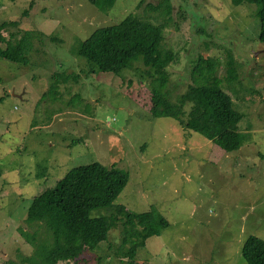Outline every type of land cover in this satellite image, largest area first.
<instances>
[{"label":"rangeland","instance_id":"1","mask_svg":"<svg viewBox=\"0 0 264 264\" xmlns=\"http://www.w3.org/2000/svg\"><path fill=\"white\" fill-rule=\"evenodd\" d=\"M158 1L115 0L103 12L88 0H0V23H19L9 31L38 32L28 62L0 58V264H30L23 260L33 252L28 236L36 224L26 226L24 218L32 199L72 167L94 161L129 178L114 205L153 210L169 221L133 264H248L245 240H264V45L254 4L171 0L173 23L165 30L177 56L169 66L173 98L191 82L198 54L219 57L221 77L227 50L239 63V81L221 83L244 114L240 130L251 134L237 150L172 117L153 116L150 88L136 70L88 74L84 58L73 53L98 27L133 12L154 15L149 5ZM56 73L65 79L50 90ZM120 229L121 221L77 263L128 264L116 251Z\"/></svg>","mask_w":264,"mask_h":264},{"label":"trees","instance_id":"2","mask_svg":"<svg viewBox=\"0 0 264 264\" xmlns=\"http://www.w3.org/2000/svg\"><path fill=\"white\" fill-rule=\"evenodd\" d=\"M100 11L108 10L115 0H88ZM234 5L254 4L259 18V42L264 45V0H232ZM155 12L147 16L130 13L122 21L102 26L73 46V53L84 58L86 73L136 70L151 91L150 111L156 117H172L184 128L192 129L226 151L239 149L251 138L240 130L244 114L238 111L231 93L221 86L222 81H239V63L230 50L226 52L225 74L218 76L221 59L198 54L191 68V82L175 98L170 91L169 66L177 61L175 52L166 44L165 30L173 23L171 0L150 4ZM17 20L0 23V58L13 62H28L32 40L38 32L9 31L18 26ZM7 32V37L5 36ZM226 51V49H224ZM137 63H142L140 69ZM57 77L50 90L59 88L65 79ZM68 77V76H66ZM248 139V140H247ZM3 174L0 162V176ZM127 175L115 165L106 166L94 161L72 167L55 186L43 190L29 204L24 223L35 230L28 236L33 246L31 255L24 258L30 264H78L77 258L95 250L107 239L108 231L121 221L120 243L116 246L133 264L138 249L149 237L160 235L169 221L157 212H133L113 201L125 186ZM105 213L92 215L95 209ZM101 213V214H100ZM38 227L45 232L38 231ZM37 229V230H36ZM248 264H264V240L249 235L242 247Z\"/></svg>","mask_w":264,"mask_h":264}]
</instances>
